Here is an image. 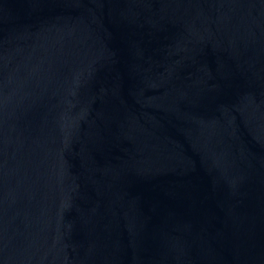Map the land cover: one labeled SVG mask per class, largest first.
Returning a JSON list of instances; mask_svg holds the SVG:
<instances>
[{
  "label": "water",
  "instance_id": "1",
  "mask_svg": "<svg viewBox=\"0 0 264 264\" xmlns=\"http://www.w3.org/2000/svg\"><path fill=\"white\" fill-rule=\"evenodd\" d=\"M0 264H264V0H0Z\"/></svg>",
  "mask_w": 264,
  "mask_h": 264
}]
</instances>
